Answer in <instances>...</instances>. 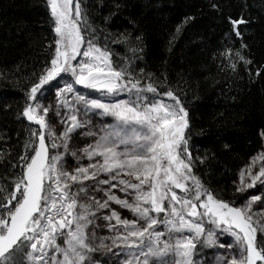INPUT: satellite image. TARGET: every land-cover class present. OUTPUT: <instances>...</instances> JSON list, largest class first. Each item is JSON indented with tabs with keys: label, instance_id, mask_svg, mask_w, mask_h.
I'll use <instances>...</instances> for the list:
<instances>
[{
	"label": "snow or ice",
	"instance_id": "6c2138e0",
	"mask_svg": "<svg viewBox=\"0 0 264 264\" xmlns=\"http://www.w3.org/2000/svg\"><path fill=\"white\" fill-rule=\"evenodd\" d=\"M46 2L54 24V54L50 67L27 90L28 103L21 115L39 127L29 131L26 151L12 165L21 171L11 181L0 182V264H23L20 253L28 264H92L88 253L97 249L89 243L94 233L87 230L101 209L109 210L103 217L109 222L107 227L117 230L113 245L128 249L125 264H196L193 256L198 244L236 246L238 255L223 256L222 264H264V208L253 211L252 207L264 203L261 196L253 195L237 207L204 188L192 171L193 155L186 137L188 111L180 99L171 90L161 93L152 82L142 83L129 71V64L114 67L106 46L86 40L81 28L86 13L80 0H75L74 8V0ZM229 23L234 34L241 36L239 28L246 21L229 18ZM240 60L245 62L242 56ZM62 73L73 82L56 90L59 106L43 105L38 93L43 95V87ZM73 84L105 96L126 93L128 98L104 102L77 92ZM68 94H72L71 100ZM49 111L55 122L47 118ZM89 112L111 116L114 123L105 124L99 133H85L98 135V139L80 155H69L77 161L86 158L95 162L69 170L61 163L63 155H50L49 148L67 150L72 134L88 124L80 118L81 113L87 117ZM57 124L62 126L59 133ZM255 160H264V154L256 157L253 165ZM102 173L109 178L97 179ZM246 173L250 182L245 181ZM89 180L96 181L92 191H103L104 200L89 195L85 186ZM239 180L237 191L241 193L257 182L264 184V166L256 173L249 166L239 173ZM99 185L109 187L105 190ZM118 186L124 198L112 193ZM112 203L135 218H121ZM206 225L211 227L206 229ZM161 227L163 230H157ZM217 231L231 236L234 244L217 245ZM61 237L64 246L57 243Z\"/></svg>",
	"mask_w": 264,
	"mask_h": 264
},
{
	"label": "trees",
	"instance_id": "16d2710c",
	"mask_svg": "<svg viewBox=\"0 0 264 264\" xmlns=\"http://www.w3.org/2000/svg\"><path fill=\"white\" fill-rule=\"evenodd\" d=\"M80 3L86 13L81 25L86 40L106 46L114 67L129 64L142 83L152 82L161 93L173 91L187 109L192 171L204 188L237 207L255 195V189L241 193L237 188L239 173L260 151L264 136V0ZM241 17L246 23L236 36L229 18ZM54 40L46 0H0V182L20 173L12 165L26 151L29 131L38 129L21 113L27 90L50 67ZM62 79L43 88L51 89ZM207 253L198 244L194 261L207 259ZM19 256L27 264L23 253Z\"/></svg>",
	"mask_w": 264,
	"mask_h": 264
},
{
	"label": "rangeland",
	"instance_id": "374dc122",
	"mask_svg": "<svg viewBox=\"0 0 264 264\" xmlns=\"http://www.w3.org/2000/svg\"><path fill=\"white\" fill-rule=\"evenodd\" d=\"M74 7H75V5L73 4V8ZM48 9L50 12L49 6H48ZM53 29H54V24H53ZM53 32H54V30H53ZM54 35H55V33H54ZM81 50L83 51V49H81ZM80 59H81V57H77V60H80ZM73 63L75 64L76 61H73ZM61 75L63 76V79H62V81L58 82V84L55 87L48 89V90L43 88L42 89L43 95H40L38 93L37 99L40 102H42L43 105L49 106L50 108L59 106L58 101H57V97H56V90L58 88H60L61 86H63L65 83H72L73 82V78L71 76L64 74V73H62ZM73 86L77 92L84 94L86 96H89L90 98L100 99L104 102H113L115 100L128 98L126 93H123L119 96H105V95H102L100 92L90 91L88 89L83 88L80 85L73 84ZM68 98L71 100L72 94H68ZM165 103H174V102H168L167 101ZM61 111H64V109H61ZM47 118L52 122H55V120H56V117L53 116L52 111H49ZM80 118L87 120L88 124L85 128L78 129L76 132H74L72 134L73 138L68 142V148H67L68 152H67V150H65L63 148H57V149H52V148L50 149L49 148L50 155H55L57 153H60L63 155V160L61 161V163L66 168H68L69 170L75 168L77 166V164L86 165L88 163L95 162V160L88 161L86 158H82L79 161H77V159L75 157H72L69 155V153H71V152H76L78 155H80L82 152V149L84 147H87L89 144L94 143V141L96 139H98V135L97 136H88V135H85V133H87L88 131H93V132L99 133V129L101 127H103L105 124L114 123L113 117L101 116V115L94 114L93 112H89L87 117L83 116L81 113ZM61 130H62V126L57 124L56 125L57 133H59ZM47 140H48L47 141L48 144H50L51 141L48 138H47ZM262 154H264V136L262 138V146H261L260 151L249 161L248 165L245 166L241 171H245L249 166H252L253 173L258 172L259 168L261 166H264V160H255L254 165L252 164V162L256 157L261 156ZM96 159H100V158H96ZM107 177L109 178L108 174L102 173L99 176V178H97V179H108ZM245 181L250 182V178L247 176V173L245 175ZM89 183L91 186L89 185ZM112 183L118 184V181H112ZM239 184H240V180H239ZM93 185H96L95 180L85 181V186L88 188L89 195L94 196L98 200H101V201L104 200L106 198L104 196V192L103 191H92ZM98 187L100 189L106 190V189H108L109 186L108 185H99ZM253 189H255V190H253ZM111 191L113 194H115L121 198L125 197V194L119 190V186L115 189H112ZM246 191H249V192L252 191L254 193L257 192L255 195H260L262 198V201H264V184L257 182V184L254 188L248 189ZM178 192L180 193L179 190H178ZM179 193H178V195H179ZM252 207H253V211H255V210H257V208H264V203L257 202L255 204H253ZM111 208L116 209L118 211V213L120 214L121 218H127V219H134L135 218L130 211L120 208L119 205L112 203ZM107 214H109L108 209H101V210L97 211L96 216L98 218L94 220L95 225L94 224L90 225L88 230H87L89 233H94V238L92 236H90L89 243L91 244V246L93 248L97 249V251H93V252L88 253V256L91 258L92 264H125V261L128 258L126 256L128 249L125 248L123 245H120L119 241H117V244L120 246L113 245L112 241H113V238L117 235V230L109 229L107 227L109 222L105 221L103 219V217ZM113 223H114V221H113ZM205 227L207 229L211 226L206 225ZM157 230H163V229L161 227V228H158ZM163 239H167V237H164ZM216 241H217V245L218 244L227 245L229 243L234 244V240L231 236H229L225 233L219 232V231L216 232ZM101 242L103 243L104 246H101ZM57 243L60 244L61 246H64V238L63 237L59 238L57 240ZM203 245L205 248L208 249L209 256L208 257L206 256L207 259L205 257L200 258V259H196L195 260L196 264H222V257L223 256H231L233 254L238 255V250H237L236 246H234L232 249H227V248H220L218 246H209L207 244H203ZM209 250H210V252H209ZM208 253H207V255H208ZM203 259H206V260H203ZM27 264H28V262H27Z\"/></svg>",
	"mask_w": 264,
	"mask_h": 264
},
{
	"label": "bare ground",
	"instance_id": "6f19581e",
	"mask_svg": "<svg viewBox=\"0 0 264 264\" xmlns=\"http://www.w3.org/2000/svg\"><path fill=\"white\" fill-rule=\"evenodd\" d=\"M79 145V144H78ZM88 145V144H87ZM81 147V146H80ZM51 149V148H50ZM72 151V150H71ZM67 152H68V150H67ZM99 178V177H98ZM108 178V177H107ZM87 183V182H86ZM89 185H90V183H89ZM91 186V185H90ZM94 225H95V223H94ZM97 229V228H96ZM100 230V229H99ZM115 248V247H114ZM105 254V253H104ZM110 257V256H109Z\"/></svg>",
	"mask_w": 264,
	"mask_h": 264
},
{
	"label": "water",
	"instance_id": "95a60500",
	"mask_svg": "<svg viewBox=\"0 0 264 264\" xmlns=\"http://www.w3.org/2000/svg\"><path fill=\"white\" fill-rule=\"evenodd\" d=\"M26 119V118H25ZM27 120V119H26ZM29 122V121H28ZM30 124H33V125H35V126H37V127H39L38 125H36V124H34V123H32V122H29Z\"/></svg>",
	"mask_w": 264,
	"mask_h": 264
}]
</instances>
